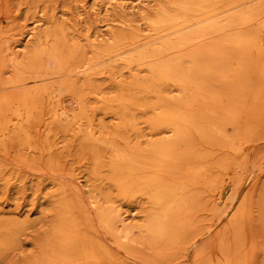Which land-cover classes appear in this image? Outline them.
<instances>
[{
	"label": "bare ground",
	"instance_id": "obj_1",
	"mask_svg": "<svg viewBox=\"0 0 264 264\" xmlns=\"http://www.w3.org/2000/svg\"><path fill=\"white\" fill-rule=\"evenodd\" d=\"M261 15L264 0H159L138 19H116L120 29L108 39L90 41L86 36L81 42L74 40L71 28L57 23L39 38L29 58L13 60L15 79L10 84L15 91L1 93L5 85L0 81V138L30 147L31 129L41 121L48 96L49 131L54 125L74 129L91 178L118 191L117 197L102 192L93 203L108 234L123 248L142 242L161 247L185 243L193 234L201 199L195 187L214 168L201 145L239 151L241 139L253 137L264 116V24L255 32L251 28ZM21 43L16 41L14 49L22 48ZM252 46L258 53L256 62L251 60L255 68L247 64ZM228 48L237 53H228ZM6 59L0 50V73ZM233 60L238 68L230 72L227 66ZM28 74L43 83L66 80L61 95H68L66 102L79 113L62 120L67 111L53 100V90L25 89ZM98 76L110 84L96 83ZM216 78L218 84L211 81ZM235 83L240 89L227 91ZM230 126L235 133L227 132ZM137 198L150 208L138 233L114 207ZM85 214L81 205L82 217L92 221ZM61 215L42 259L54 255L62 264H115L100 241L80 232L70 205H64ZM2 233L0 250L11 247L14 237Z\"/></svg>",
	"mask_w": 264,
	"mask_h": 264
},
{
	"label": "rangeland",
	"instance_id": "obj_2",
	"mask_svg": "<svg viewBox=\"0 0 264 264\" xmlns=\"http://www.w3.org/2000/svg\"><path fill=\"white\" fill-rule=\"evenodd\" d=\"M133 1L0 0V50L2 57L8 60L0 73V81L5 85L1 93L15 91L10 84L15 79L13 60L21 62L29 58L39 38L45 36L53 25L60 23L71 28L72 37L77 42L86 36L90 41L108 39L112 31L120 29L116 19L124 16L138 19L141 12L153 11L159 2ZM133 5L138 7L134 10ZM260 23L251 24L254 32L264 24V15L260 16ZM31 32L33 37H28ZM16 34L18 36L14 37ZM260 35L264 37L263 32ZM16 41L22 42L23 47L14 49ZM227 51L237 53L233 48ZM257 57L256 47L252 46L250 64H247H253L255 68L251 60L256 62ZM237 68L236 60L227 66L230 72ZM97 78L98 84H110L109 79ZM24 80L29 82L25 89L38 86L36 90H40L48 86L55 92L53 100L67 111L66 116H61L62 120L79 113L78 107L66 102L68 95H61L60 89L66 80L54 78L43 83L29 74ZM211 81L219 83L217 78ZM261 82L264 84V80ZM240 86L239 83L232 84L227 91L239 90ZM88 98L91 99L92 95ZM48 102L47 96L43 99L46 109L42 119L31 129L30 147L8 140L3 142L0 138V226H3L0 232L14 234L11 247L0 250V264H62L54 255L46 261L44 253L55 239V227L62 222L64 205H70L73 216L78 219L80 232H90L100 241L115 257V264H264V116L253 129L255 135L241 139L239 151L201 145L214 168L208 182L203 183L205 186L195 187V192L200 191L201 199L194 217L193 234L187 242L170 247L142 242L123 248L98 222L93 206L102 192L117 197L118 191L102 180L91 178V166L81 153V142L73 138L74 129L65 131L62 126L54 125L49 131L45 122ZM243 102L238 105L241 107ZM107 123L112 125L113 121L107 120ZM226 130L235 133L231 126ZM210 180L217 183L210 184ZM81 205L92 221L86 222L82 217ZM114 207L124 213L123 217L136 233L146 223V214L150 210L141 198L117 202ZM136 237L140 238L139 235Z\"/></svg>",
	"mask_w": 264,
	"mask_h": 264
}]
</instances>
